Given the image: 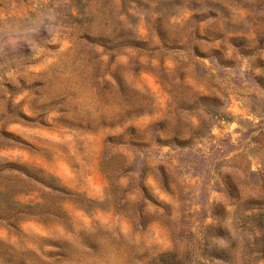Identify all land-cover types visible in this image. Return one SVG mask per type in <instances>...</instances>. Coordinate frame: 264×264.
I'll return each instance as SVG.
<instances>
[{"label":"rangeland","instance_id":"rangeland-1","mask_svg":"<svg viewBox=\"0 0 264 264\" xmlns=\"http://www.w3.org/2000/svg\"><path fill=\"white\" fill-rule=\"evenodd\" d=\"M146 2L151 6L0 0L5 30L60 9L52 38L37 33L15 51H0V264H264L261 254L243 251L238 228L264 192V84L256 79L264 63L254 54L239 57L234 69L215 64L231 82L222 84L225 119L209 122L210 140H195L192 150L156 144L153 123L171 117L174 108L182 138L199 127L198 118L188 125L186 108L209 82L186 77L192 90L173 92L152 71H159L164 55L163 67L176 76L173 59L186 52L153 48L198 43L190 35V7L208 1ZM157 11L167 13L170 26L162 39ZM233 12L232 26L222 17L221 27L233 36L250 35L248 10L239 4ZM209 22L200 23V35L214 39ZM212 44L220 48L221 41L201 42ZM260 51L264 62V45ZM251 65L261 68L251 75ZM190 70L203 75L204 68L193 63ZM30 169L65 192L49 191L41 178L26 174ZM237 181L244 193L229 205ZM231 239L240 242L229 258Z\"/></svg>","mask_w":264,"mask_h":264},{"label":"trees","instance_id":"trees-1","mask_svg":"<svg viewBox=\"0 0 264 264\" xmlns=\"http://www.w3.org/2000/svg\"><path fill=\"white\" fill-rule=\"evenodd\" d=\"M149 1L155 2V0ZM207 1L208 4L206 7H201L197 4L190 7L193 11L191 16L193 17V25L191 26V28H193V32H191L190 35H195L196 39L199 40L198 43H195V45H155L153 48L156 52H162L161 54H165L169 50L186 52L185 57L177 56L173 59V62L176 65V76L170 77L169 74L171 70L163 67L166 59L164 55H161L159 58V71H152L162 83L170 87L171 90L173 89V92L182 88H186L188 92L192 90L191 86L185 83L186 77H192L199 80L201 83L206 81L209 82V85H205L206 93L196 96L189 104V107L186 108L189 126L191 124L190 119H199V127L191 129L188 137L182 138L183 128L180 127L182 119L178 108L173 109L171 117H166L153 123V129L157 130L156 144L160 145L161 143H169L171 148L174 150H192L194 145L193 142H195V140H210L212 135L208 133L209 122L213 119H225V115L220 109V106L223 101V97H227L228 94L225 90L221 89V87L222 84H228L231 82V76H229L226 72H222L220 74L216 73L215 71L217 70L214 68L215 64H217L221 70L226 71L228 69H234L236 67L235 62L239 57H252L254 54L258 55L259 62L262 64L264 63L260 60V50L262 49V45H264V0L260 3V5H253V0H225L224 2L219 0ZM145 2L146 0H137V3L141 6L145 5L147 8L151 6L150 3ZM237 4H243V8L248 10L250 13L249 21L253 24V32L250 35L245 34L243 36H233L229 34L227 29L221 27L220 20L222 17L227 19L230 27L232 26L234 22L233 9L238 6ZM157 13L159 16L157 18L156 29L160 39H162L164 31L170 26L169 21L167 20V13H163L161 11H157ZM208 20H211L212 22L207 23V30L211 36L214 37V39L209 36L200 35V23L202 21L208 22ZM209 38L211 40H209ZM202 40H206L207 44L220 40V48L215 47L213 44L201 45ZM254 44L258 46H254ZM191 52L196 58L191 55ZM199 58L203 60L200 61ZM193 63L194 65L198 64L200 67L204 68L203 75H199V73L193 75V71L190 70V65H193ZM250 67L251 68L248 72H250L251 75H254L255 71L261 68L257 66L252 67V65ZM256 79L261 85L264 84V68L260 69V77L256 76ZM238 87L243 89L242 85H238ZM255 93H259V91L255 89ZM240 97H243L244 102L249 99V96L240 95ZM260 123V130L264 132V121L261 120ZM161 132H167L170 134L169 138L162 139L160 137ZM142 145L147 146L145 143ZM199 150L202 149L200 148ZM5 168L22 171V167H16L12 164H8ZM26 174L34 179L41 178L42 184H44L49 191L61 194L65 192L64 187L57 183L53 178L47 179L41 170L37 171L30 169L26 171ZM229 182H232V180L230 179ZM231 185L232 190L229 191V195L231 197H235V199L234 202L231 201L229 205H234L236 204L235 201L240 200V197L244 192L238 186V181L235 184L231 183ZM254 185L260 186L257 183H254ZM247 195L249 196V194ZM257 200L258 203H256V206L252 207L254 209L251 210V215L245 216L238 228L240 235L245 237L243 251H246L249 256L258 253L264 258V192L258 196ZM37 205L40 206L41 204ZM24 207L29 212L34 209L32 206ZM11 208L12 207L10 206V209ZM254 210H256L255 213L253 212ZM49 213L54 215L56 214L51 211H49ZM7 226L15 229L17 228V226L12 223L7 224ZM238 241V239H231V241L228 242V255L229 252L232 254L236 252L239 246Z\"/></svg>","mask_w":264,"mask_h":264},{"label":"clouds","instance_id":"clouds-1","mask_svg":"<svg viewBox=\"0 0 264 264\" xmlns=\"http://www.w3.org/2000/svg\"><path fill=\"white\" fill-rule=\"evenodd\" d=\"M60 12L57 7H51L43 14H36L31 17L28 23L17 27H10L5 30L3 26H0V51L17 50L16 46L23 43L29 44L28 37L35 36L37 33H48L49 37H53V29L56 27V14ZM29 48L32 50L31 46ZM38 55V53H34ZM224 238H221V241ZM212 246H218L214 244Z\"/></svg>","mask_w":264,"mask_h":264}]
</instances>
